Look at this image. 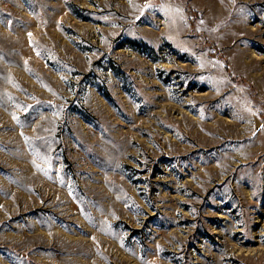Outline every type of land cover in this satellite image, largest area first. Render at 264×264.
Masks as SVG:
<instances>
[{
    "label": "rangeland",
    "instance_id": "374dc122",
    "mask_svg": "<svg viewBox=\"0 0 264 264\" xmlns=\"http://www.w3.org/2000/svg\"><path fill=\"white\" fill-rule=\"evenodd\" d=\"M0 264H264V0H0Z\"/></svg>",
    "mask_w": 264,
    "mask_h": 264
}]
</instances>
